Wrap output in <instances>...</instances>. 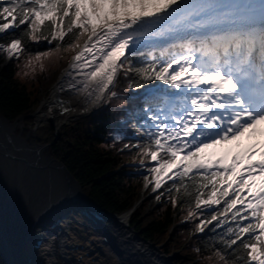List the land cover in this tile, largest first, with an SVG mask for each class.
<instances>
[{
	"label": "snow or ice",
	"instance_id": "1",
	"mask_svg": "<svg viewBox=\"0 0 264 264\" xmlns=\"http://www.w3.org/2000/svg\"><path fill=\"white\" fill-rule=\"evenodd\" d=\"M0 34H8L0 51L10 59L27 51L24 37L55 42L28 66L80 49L69 88L86 100L115 97L109 90L121 72L134 73L129 88L166 85L136 129L144 139L124 147L136 149L154 191L172 181L165 191L173 207L181 192L192 198L188 217L200 220L198 232L214 221L211 231L223 229L214 249L222 264H264V146L230 163L207 154L245 133L264 136V0H3ZM162 39L171 42L157 55ZM177 95L179 106L169 105Z\"/></svg>",
	"mask_w": 264,
	"mask_h": 264
},
{
	"label": "trees",
	"instance_id": "2",
	"mask_svg": "<svg viewBox=\"0 0 264 264\" xmlns=\"http://www.w3.org/2000/svg\"><path fill=\"white\" fill-rule=\"evenodd\" d=\"M2 3L3 0H0V6ZM15 34L20 36L21 31L17 29ZM82 41L83 39L80 44ZM0 42L7 43L8 34H2ZM23 45L27 51L20 58L26 60L38 52L53 48L55 42L52 45L46 41L35 43L24 37ZM72 54L73 51L54 54L48 59L47 67L41 74L45 73L48 79L56 78ZM16 61L17 59L12 60L3 66L0 59V115L8 122L31 113L36 106L33 90L28 89L16 76L18 63L21 62ZM134 78V73L129 72L126 77L125 73L121 72L112 88L116 96L110 97L108 94L99 109L74 120L57 139L53 137L52 128L48 124L37 128L34 137L38 142L49 143L50 153L67 167L97 207L111 214L131 210L138 199L140 189L144 188L145 176L148 174L136 171L145 170L140 164L137 167L131 166V163H140V157L136 156L135 148L129 150L124 145L144 139L136 134V129L144 127L148 114L146 109L155 108L162 102L161 98L155 95L157 89L165 93L170 91L160 81L149 82L142 88H129L128 85ZM115 132L121 133L119 139L113 136ZM148 164L149 160L145 159V165ZM171 183L172 181H168L156 191L157 196H160L159 203L151 213L144 215L143 206L146 205V199L141 202V206L134 208L129 216V225L145 241L160 245V249L165 253L169 252L172 246L181 244V253L174 257L177 264L194 259L203 264H222L214 255V249L222 247L215 243V238L223 229L211 231L216 224L214 221L207 225L203 232H198L196 225L200 220L188 217L186 201L192 198L184 196L181 192L177 206L173 207L169 194L165 191ZM149 188L150 184H147L145 191L148 192ZM0 264H7L1 254Z\"/></svg>",
	"mask_w": 264,
	"mask_h": 264
},
{
	"label": "water",
	"instance_id": "3",
	"mask_svg": "<svg viewBox=\"0 0 264 264\" xmlns=\"http://www.w3.org/2000/svg\"><path fill=\"white\" fill-rule=\"evenodd\" d=\"M57 101H50V111ZM101 211L111 214L97 207L61 161L0 122V237L34 238L35 246L41 240L101 264H152Z\"/></svg>",
	"mask_w": 264,
	"mask_h": 264
},
{
	"label": "rangeland",
	"instance_id": "4",
	"mask_svg": "<svg viewBox=\"0 0 264 264\" xmlns=\"http://www.w3.org/2000/svg\"><path fill=\"white\" fill-rule=\"evenodd\" d=\"M1 35L2 34H0V36ZM83 44H84V40L81 43V48L83 47ZM78 51H80V49H77L76 52H73V54L69 58V60L66 63V65L61 69V71L58 72V75H57L56 78L50 77L48 79L47 78V75H45V73L44 74H41L42 72H44V70L47 67V61H48V59H44V60H42L40 62H37V61L33 60L32 64L30 66L27 65V61H28V59L30 57L27 58L26 60H24V58H20L19 60L16 61L17 63L19 61H21V62L18 63V66H17V69H16V76L24 83V85H26V87L28 89L30 88V89L33 90V94L32 95H33V100L36 102V106H35L34 110L31 113H29V114H27L25 116L19 117V118H17L16 120H14L12 122H8L7 120L6 121L8 123H10V124L18 123V125L16 126L15 132L17 134L21 135L22 137H24L25 139L28 138L35 145H45V146L48 145L49 146V143L38 142V141H36L34 139V137L36 135L37 128H39L40 126L45 125V124H48L52 128V135H53V137H55V139H57L58 136L60 135V133L64 132L68 128V125L72 124L74 120H77L78 118H80V117H76L77 119H74L73 121L66 123L65 124L66 127L65 128H62V129H59V130L54 129L52 127L51 123H49V122H42L40 124H37L36 119H35V113L41 107L43 100L46 99V98H48V97H50L52 95L51 94L52 89H54V86L56 84H58V83L61 82L63 72L68 67L71 66L72 59L77 54ZM0 59H1V62H2V65L3 66L8 65L10 62H12V60H16V58L13 57V58L10 59L7 55L2 54V53H0ZM70 61H71V63H70ZM41 64L43 65V67H41ZM56 81H58V82L56 83ZM45 90H47V91H45ZM109 91H112V88H110ZM108 94L109 93H107L105 100H103V102L101 104H103L106 101V99L108 97ZM92 109L94 110L95 108H92ZM93 110L89 114H91L92 112L95 111V110L94 111ZM120 135H121V133H118V132H115L113 134V136L115 138H118ZM248 137H250V136H248ZM244 138H245V135L242 136V137H240V139L238 140L239 142L242 143V144L240 143L242 147H244L245 145H247V143H249V142H246L247 139L245 140ZM235 142L236 141H233L230 144H226V145H223V146H218L215 149H208L207 150V154L215 153L216 157L226 156V159H225V161H226L227 158H228V155H231L232 150L235 147H237L235 145ZM231 144L234 145V146L225 155V153H224L225 150H227V148ZM245 149H244V151H245ZM48 151H49V149H48ZM49 154L51 155V158L56 159L50 153V151H49ZM139 164L140 163H131V166H136L137 167ZM122 165L119 166L118 169H120V167H122ZM136 171H138V172L141 171V172H144L145 174L147 173L146 170L142 171L141 169H136ZM164 179L167 180V177H164ZM144 184H145L144 185V188H141L140 191H139L138 199L135 202V205H134L133 209L136 208L137 206H141V202L144 199H146V205L143 206V208H144V211L143 212H144V215H145V214H148V213H151L152 212L154 206L159 203V199H157V193H156L157 190L156 191L153 190V186L154 185L153 184H150V188H149V190L147 192V191H145L146 182ZM130 214H131V211H130ZM123 231L128 235L129 238L128 237L127 238L131 242H133L136 246H138L141 250H143L145 252V254L147 255V257L149 258V260L151 261L152 264H177L174 261V257H175V255L181 253V250H182L181 249V244H179V246H176L175 245V247L172 246L171 249L169 250V252L165 253V252H163L160 249V245H155L153 243L144 241L135 232V230L129 225V222H128L127 229H123ZM10 240H11V238H10ZM29 242H32V238H30L26 243H29ZM44 243H48V242H44V241H41L40 240L39 244L36 247L33 248V252L35 253L38 250L39 246H41ZM53 247L55 248V251H54V254H53V258H54V261L56 262V264H77V263L78 264H81L80 261H82L84 258H87V254L84 253V252H80V251L78 252L77 250H73V249H69V248H65V247L62 248V246H58V245H55V244H53ZM65 256H67V257H65ZM169 257H171L170 260H168ZM40 260L36 261L34 264H38V263L39 264H44L43 260H41V261ZM76 261H78V262H76ZM45 263H47V262H45ZM184 264H203V263H201V262L199 263V261H197L196 259H194L192 261L185 262Z\"/></svg>",
	"mask_w": 264,
	"mask_h": 264
},
{
	"label": "bare ground",
	"instance_id": "5",
	"mask_svg": "<svg viewBox=\"0 0 264 264\" xmlns=\"http://www.w3.org/2000/svg\"><path fill=\"white\" fill-rule=\"evenodd\" d=\"M166 41H168V39L158 40L155 42L154 45H157L159 43L166 42ZM0 53L7 55L3 51H0ZM70 72H71V66L68 67L63 72V75L61 74L62 80L60 83L54 86V89H52V92H51L52 95L43 100L41 107L35 113V119H36L37 124H40L42 122H49L53 125L54 129L59 130L63 128L66 123L71 122L74 119H77L76 117H80L81 114L87 113L88 111L92 110V108H95L96 106L101 104L103 99L86 100L83 95L77 94L75 89L69 88V85L71 83H74V81H72L71 77L69 76ZM77 79H79V77H77ZM106 94L107 93H105V96ZM55 97H59L60 101H57L55 110L52 109L50 111L48 104H50V101L54 100ZM65 108L69 109V111L65 112L64 111ZM0 122L6 127L13 130L14 132L16 130V126L18 125V123L10 124L8 122H5V120L2 119L1 117H0ZM26 139L29 140L28 138ZM35 146H37L40 150H42L45 154H47L51 158V155L49 154L50 150L48 151L49 146L48 147H46L45 145H35ZM231 146L232 144L230 145V147L227 148V150H225L224 152L225 155L226 153L230 151ZM173 170L174 169H169L168 171L170 172ZM101 212L107 217V219L113 224V226L120 233H122L125 237H128V235L123 231V229H127L128 227V219L130 216L129 211H125L117 215L116 214L109 215L106 212H103V211ZM29 239L30 237H0V254L7 264H34L36 261L40 259L43 260L44 264H56L53 258V254L55 251L53 244L51 243L42 244L41 246H39L35 254L33 252V248L36 247L35 241L37 239L32 238V242L26 243ZM88 256L89 255L87 254L88 259L84 258L82 261H80L81 264H88V263L89 264H101L100 262L92 258L91 256L89 257Z\"/></svg>",
	"mask_w": 264,
	"mask_h": 264
}]
</instances>
